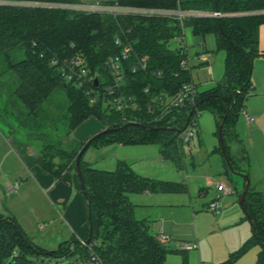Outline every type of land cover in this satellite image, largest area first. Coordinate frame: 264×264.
I'll list each match as a JSON object with an SVG mask.
<instances>
[{
	"label": "trees",
	"instance_id": "1",
	"mask_svg": "<svg viewBox=\"0 0 264 264\" xmlns=\"http://www.w3.org/2000/svg\"><path fill=\"white\" fill-rule=\"evenodd\" d=\"M75 1L78 0H0L3 2L0 3V56L5 57L4 71L11 76L7 84L10 89L6 109L23 129L24 137L38 143L35 164L54 180H59L65 171H75V157L84 141L73 139L69 134L93 117L109 130L90 144H155L162 158L181 169L178 134L184 126L186 110L172 109L159 114L154 108L149 111L148 105L152 96H170L182 83L190 81V69L182 64L185 62L182 47L168 45L170 39L179 37L187 27L192 35L212 34L215 49L223 52L220 81L197 92L190 114L198 116L202 108L210 111L217 134V125L228 108L221 126L224 152L232 168L242 171L230 161L225 139L236 138L235 115L244 109V99L253 88L251 60L260 56L264 61V47L258 48L259 27L264 28V0H115L128 6L238 13L221 17H184L180 21L170 17H113L5 3ZM127 29L129 31L125 32ZM119 30L124 32L121 40H128L136 54L147 56L143 70L131 71L128 61H122L125 77L122 89L138 101L133 111L112 109L102 89L109 77L103 61L118 54L113 36L119 34ZM15 50H21L23 56L14 61L7 54ZM75 55L82 57L85 68L97 78V82L91 83L93 91L89 95L83 88L65 81L58 69L49 64L51 58L62 61ZM55 91H61L64 100L54 104V110L44 111L41 104ZM89 96H93L94 101L90 102ZM123 117H132L133 121L123 120ZM58 125L63 130L54 134ZM216 149L223 156L219 145ZM81 156L78 163L80 191L89 210L86 238L96 242L93 250L102 264H165L168 253L182 251L172 250L155 239V233L149 231V220L134 217V206L127 194L185 193L184 182L141 176L122 159L116 160L111 170L98 169L85 163ZM224 168L228 174L225 163ZM240 208L250 216L251 234L226 260L216 264H230L253 244L259 246L255 264H264V191L248 187ZM67 244L69 247L73 244L80 254L83 252L73 239L44 251L27 239L12 216L0 215V264L4 261L6 264H33L25 252L55 256L74 253Z\"/></svg>",
	"mask_w": 264,
	"mask_h": 264
},
{
	"label": "rangeland",
	"instance_id": "2",
	"mask_svg": "<svg viewBox=\"0 0 264 264\" xmlns=\"http://www.w3.org/2000/svg\"><path fill=\"white\" fill-rule=\"evenodd\" d=\"M258 34V48L262 49L264 47L263 26L259 27ZM200 41H203V44H200ZM168 45L182 47L191 66L190 74L193 81L196 83L206 81L203 86L198 82L196 89L200 91L220 81L223 52L215 49L212 34H205L202 37L192 35L186 27L183 28L180 38L170 39ZM202 49L208 50L211 54L208 73L205 69L196 71L197 67H192V64L197 63L196 52ZM7 56L15 61L23 54L21 50H15ZM4 59L5 57L1 55L0 129L5 134L19 135L38 147L37 142L29 141L24 137L23 129L17 126L15 119L6 109V96L10 89L7 84L11 81V76L8 71H4ZM250 81L253 88L244 99V109L247 112L250 111L252 116L254 115L256 123L255 125L246 123L239 111L234 124L238 140L225 139V144L232 164L247 175L249 188L264 191V63L260 56H254L251 60ZM63 100L62 92L55 91L41 104L42 109L52 111L55 109L54 104L61 103ZM82 124L91 127L102 125L93 117L87 118ZM195 128L197 135L194 132ZM102 129L104 127L100 130ZM47 130L50 131V129ZM62 130L63 128L58 125L53 132L59 134ZM69 136L76 139L73 131ZM217 143L213 115L207 109L202 108L196 117L193 135L186 142L180 140L182 166L179 170L174 168L169 159L159 160L157 150L151 143L143 145L92 143L82 153V159L92 163L93 167L104 170H111L116 159H126L132 163L131 169L140 175L157 180L184 182L187 186L186 193L153 194L152 196L158 198L159 202L146 207L138 214V217H148L150 232L161 227L162 231L169 235L168 247L172 250L177 249L180 243H185L190 247L181 252L168 253L165 256V264H216L226 260L251 234L250 224L237 203L243 180L230 172L223 173L222 157L215 149ZM3 154L6 156L3 157L2 165H0V212L3 215L12 216L23 234L35 246L44 251L54 248L57 243L55 241L59 239L64 228L62 223L55 219L57 212L25 182L24 178L27 174L23 172L21 162L17 161L15 153L0 137V156ZM6 170L15 174L17 186L13 185L10 188L12 186L10 185L9 193H6L4 186L7 180L4 176ZM72 172L75 171L72 170ZM218 180L231 186L233 191L221 195L217 200L219 210L211 212L205 209L206 204L215 196V191L209 184ZM137 213L139 211L135 214ZM39 225H42V229ZM69 248L70 251L75 252L62 256L34 252H25V255L33 264H64L79 253L73 244ZM258 249L257 244L251 245L230 264H255ZM6 263L7 261H4L1 264Z\"/></svg>",
	"mask_w": 264,
	"mask_h": 264
},
{
	"label": "built area",
	"instance_id": "3",
	"mask_svg": "<svg viewBox=\"0 0 264 264\" xmlns=\"http://www.w3.org/2000/svg\"><path fill=\"white\" fill-rule=\"evenodd\" d=\"M3 3V2H0ZM10 4H20L26 6H42V7H55L72 10L78 13H99L110 14L115 16H141V17H170L176 18L179 21L184 17H221L226 15H237L238 13H222L218 11H201V10H182L179 8L166 9L155 7H142V6H128L120 5L115 0H78L75 2L61 3V2H5ZM127 29L125 32H128ZM124 32L119 30V34H114L113 44L119 48V52L116 55H110L103 61V66L108 73V81L102 87L103 93L107 96V102L110 107L116 111H133L137 108V98L132 94H127L123 91L122 85L125 83V77L122 67V61H128V68L131 71L143 70L146 66L147 56L145 54H136L133 51L132 45L128 40H121L120 35ZM182 35V34H181ZM180 35V36H181ZM180 36L178 38H180ZM185 53V52H184ZM203 54H199V58ZM186 62V63H185ZM185 62H182L183 66L188 67V59L185 54ZM49 64L55 66L60 72L61 77L65 81H70L77 87L83 88L86 95H89L93 90L91 89V83L97 82V78L88 72L85 68L84 60L81 56L75 55L71 58L58 61L56 58H51ZM144 92L147 88L143 89ZM196 86L190 80L180 85L177 91L170 95L164 96L162 94L154 95L151 97L148 110L153 108L158 111L159 114L167 112L172 109L184 108L186 110V120L184 126L179 132L178 136L181 141H188L193 135V128L196 124L195 114L191 115V111L195 106L196 100ZM89 101H94L93 96H89ZM243 118L246 123L251 124L254 121V117L248 114L243 108H241ZM132 117L123 120L133 121ZM11 186L10 188H12ZM14 187H17L14 184ZM213 189L215 196L207 204L206 208L211 212H217L219 210L218 199L221 195H226L233 191V188L228 184L217 181L213 183ZM41 227V225H39ZM155 239L162 244H165L169 237L160 231L155 233ZM86 239H78L77 243L79 248L82 249V253H77L70 261L64 264H102L98 255L94 252L96 242L85 241ZM193 247V245H191ZM190 248L185 243L178 245L179 250H186Z\"/></svg>",
	"mask_w": 264,
	"mask_h": 264
},
{
	"label": "crops",
	"instance_id": "4",
	"mask_svg": "<svg viewBox=\"0 0 264 264\" xmlns=\"http://www.w3.org/2000/svg\"><path fill=\"white\" fill-rule=\"evenodd\" d=\"M200 44H203V41H200ZM199 54H203V56L199 58L198 57ZM196 57H197V63L192 64V67L196 66L197 67L196 71L200 70V69H205L208 73V71H209V59L211 57V54H209V51L206 49H202L201 51L196 52ZM263 63H264V61H263ZM188 67H189V69L191 67L189 65V63H188ZM221 76H222V74H221ZM190 80L194 83L195 86L198 82H200L202 84V86L206 83V81H197V83H196L195 81L192 80L191 74H190ZM211 86H209V87H211ZM209 87L204 88L202 90H206ZM196 90H197V92H199L198 89H196ZM202 90H200V91H202ZM244 110L247 112L246 109H244ZM247 113L252 115L250 111ZM253 117H254V115H253ZM236 118H237V115L235 117V120H236ZM82 123H80L76 128L73 129V135L76 137V140H78L80 142L85 141L92 134L96 133L98 130H100L103 127L102 125H98V127L97 126L91 127L89 125L86 126L85 124H82ZM255 123H256V118L254 117V121L251 124L255 125ZM234 124H235V122H234ZM215 126H216V124H215ZM233 129H234V126H233ZM194 132L197 135L196 128H195ZM234 132H235V129H234ZM235 134H236V132H235ZM0 137L9 146V148H11V151L15 153V155H16L15 157H16L17 161L21 162V167L23 168V172L28 175V176L26 175V177L24 178L25 182L28 183L29 186L34 188L35 191L43 197V199L46 201V204H48V206H50L53 210H55V212H57V216H56L57 218H55V217L54 218L59 220L62 223V225L64 226L62 232L60 231L61 233H60L59 239H56V241H55V242H57L56 245L54 246V248H51V249H55L58 246V244H61V243L68 241L70 239H73V240L85 239L87 236L86 202H85V199H84V197L80 191L79 180H78L76 173L72 172V170H68V171H65L62 173L59 180H54V178L52 176H50L47 172H45L41 168L34 165L35 160L38 157L37 145L31 144L30 142L22 139L19 135L15 136L12 133L5 134L1 129H0ZM232 140H238L237 134H236V138L231 137L230 139H228V141H232ZM217 142H218L217 143V146H218L219 145L218 138H217ZM118 145H121V144H118ZM138 145H143V144H138ZM153 145L155 146V149L157 150L158 157H159L158 159L161 161L166 159V158L161 157L157 146L155 144H153ZM216 151H218V150L216 149ZM4 156H6V154H3L0 156V165H2V159ZM221 157H222V161H223L222 162L223 173H225L224 159H223L222 154H221ZM81 159H82V156H81ZM116 160H118V159H116ZM122 160H125L127 163H129L130 168H131V165H132L131 162L127 161L126 159H122ZM83 161L85 163L92 164L87 160H83ZM176 170H178V169H176ZM239 172L243 173V170L239 171ZM4 176L7 178L6 182H4V186L6 188V193H9L8 188L10 187V185L13 186L15 184V180H16L14 177L15 174H13L10 170L9 171L6 170V173H4ZM141 176L147 177L145 175H141ZM174 182H178V181H174ZM214 182H217V181H214ZM218 182H219V180H218ZM209 185L211 186V188L213 187V183H211ZM186 189H187V186H186ZM153 194H158V193L142 192V193H128L127 194L128 200L134 206L133 207V214H134V217L136 219H141V218L148 219L147 216L139 218L138 214H140L141 211H144L146 207H151V206H153L159 202L158 198H155L154 196H152ZM135 195H138V196H135ZM204 206H205V204H204ZM205 209H206V206H205ZM137 211H139V213L135 214ZM0 215H2L3 217H9L10 216L7 214L3 215V213H1V212H0ZM40 229H42V225H41ZM158 231H160L163 234H166L162 231L161 227H158L157 229L155 228L152 231V233H157ZM166 235H168V234H166ZM168 237H169V235H168ZM168 244H170V238L165 243V245L167 247H168ZM178 245H177V249H178ZM51 249H46V250H51Z\"/></svg>",
	"mask_w": 264,
	"mask_h": 264
},
{
	"label": "water",
	"instance_id": "5",
	"mask_svg": "<svg viewBox=\"0 0 264 264\" xmlns=\"http://www.w3.org/2000/svg\"><path fill=\"white\" fill-rule=\"evenodd\" d=\"M228 113V108L225 109V113L223 114V117L221 119V122L217 125V138H218V141H219V146H220V149H221V152L223 153V159H224V163L227 167V169L229 170L230 173L232 174H235L237 176H239L240 178L243 179L244 181V184H243V187L240 191V193L238 194L237 196V203L239 206L242 205V200L245 196V193L249 187V181H248V177L246 174L242 173V172H238L236 170H234L227 158V155L225 154L224 152V144H223V139H222V136H221V126H222V122L224 121L226 115ZM236 117V115H235ZM109 129L107 128H104L96 133H94L93 135H91L88 139H86L84 141V143L82 144L81 148L78 150L77 154H76V157H75V163H74V169H75V173L78 177V180H79V185L81 186V183H80V179H79V167H78V163H79V160H80V156L82 155V153L84 152V150L88 147V145L90 144V142L95 139L96 137L108 132ZM86 213H87V216H88V213H89V210H88V207L86 205ZM246 219L248 220L249 224H250V216L246 213H244ZM85 241H88V238H86ZM67 247H69V244H67Z\"/></svg>",
	"mask_w": 264,
	"mask_h": 264
}]
</instances>
